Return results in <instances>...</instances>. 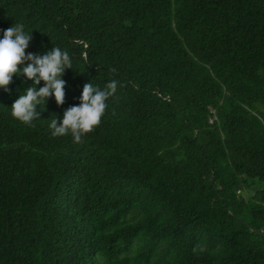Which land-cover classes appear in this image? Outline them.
Listing matches in <instances>:
<instances>
[{
	"label": "trees",
	"instance_id": "1",
	"mask_svg": "<svg viewBox=\"0 0 264 264\" xmlns=\"http://www.w3.org/2000/svg\"><path fill=\"white\" fill-rule=\"evenodd\" d=\"M16 24L72 68L33 126L32 81L0 87V264H264V0H0ZM113 80L83 143L51 135Z\"/></svg>",
	"mask_w": 264,
	"mask_h": 264
},
{
	"label": "clouds",
	"instance_id": "2",
	"mask_svg": "<svg viewBox=\"0 0 264 264\" xmlns=\"http://www.w3.org/2000/svg\"><path fill=\"white\" fill-rule=\"evenodd\" d=\"M31 39V33L25 32L23 24L12 25L3 30V38L0 39V87L7 91L14 74L23 75L32 81L33 86L24 89L11 107L13 117L28 126H33L31 122L39 119L36 106L45 105L47 98L54 97L57 106L64 104L66 82L61 77L65 69L72 68L68 51L59 47H52L43 55L26 53L25 49L29 47ZM26 61L27 66H24ZM41 81L44 86L38 88ZM116 88L115 80L109 82L104 90L91 82L85 83L79 98L80 103L64 110L59 126L55 118L51 119V135L59 137L70 134L74 143H83L85 134L100 124L105 102L115 93ZM200 248L197 244L193 252Z\"/></svg>",
	"mask_w": 264,
	"mask_h": 264
},
{
	"label": "rangeland",
	"instance_id": "3",
	"mask_svg": "<svg viewBox=\"0 0 264 264\" xmlns=\"http://www.w3.org/2000/svg\"><path fill=\"white\" fill-rule=\"evenodd\" d=\"M250 192H251V191H248V192L246 191L245 193H247V194H248V196H249V195H250Z\"/></svg>",
	"mask_w": 264,
	"mask_h": 264
}]
</instances>
